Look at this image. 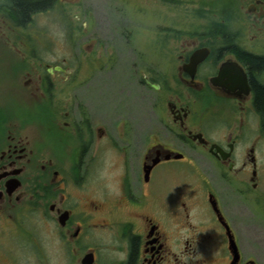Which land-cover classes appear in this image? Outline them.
<instances>
[{
  "label": "flooded vegetation",
  "instance_id": "flooded-vegetation-1",
  "mask_svg": "<svg viewBox=\"0 0 264 264\" xmlns=\"http://www.w3.org/2000/svg\"><path fill=\"white\" fill-rule=\"evenodd\" d=\"M85 1L0 0V264H264V0Z\"/></svg>",
  "mask_w": 264,
  "mask_h": 264
},
{
  "label": "rangeland",
  "instance_id": "rangeland-1",
  "mask_svg": "<svg viewBox=\"0 0 264 264\" xmlns=\"http://www.w3.org/2000/svg\"><path fill=\"white\" fill-rule=\"evenodd\" d=\"M110 4V3H109ZM104 5H108V2H106V0H86L85 2L82 3V6H88L90 9H92L94 11L93 13V17L92 20L94 22H97V11L100 7L104 6ZM94 6V8H93ZM64 11L61 7H57L55 9V11L50 12L48 15L45 16L44 20L50 23H55L58 22L59 20H61V18H67V19H72V16L66 12V16H60V12ZM51 27V26H50ZM59 25L56 24L54 28L51 27V31H54L55 33L57 32L58 35L61 37L62 40H57L52 46H50L52 49H48L47 46H44V50L42 49V47L38 48L39 46L37 45H31V48H34V50L32 49L31 51H34V53L40 55L41 57H43L45 60H43V63H55L58 62L57 60H60L63 56H68L69 58V63H70V67L71 68H77L78 64H79V59L77 57V54H81L82 51V42H84V39H74L71 41H67L63 38V36L60 34V29H59ZM34 28H29L27 30H24V34H28L31 35L34 30ZM4 31H7V36H14L15 35V31L11 30V29H7ZM0 37H4V33L1 31L0 29ZM17 48H19V51L17 50ZM23 50H20L19 45H15V44H9V43H5L2 40L0 41V74H6L9 76V83H11L12 79V73L14 71L23 69H27L30 68L31 66H33L32 60L28 59L26 57V60H22L20 59V52H22ZM50 53V55H46V52ZM71 55V56H69ZM123 62L120 63L119 68H128L127 63H125V65L122 64ZM30 66V67H29ZM77 66V67H76ZM138 92V95L140 94H145L144 92V88H137V85H135L133 87V90ZM14 92H0V100H8V101H15L17 100V98L14 95ZM78 95H81V93H79Z\"/></svg>",
  "mask_w": 264,
  "mask_h": 264
},
{
  "label": "trees",
  "instance_id": "trees-1",
  "mask_svg": "<svg viewBox=\"0 0 264 264\" xmlns=\"http://www.w3.org/2000/svg\"><path fill=\"white\" fill-rule=\"evenodd\" d=\"M17 8V16L19 19L26 18L30 12L36 9H42L48 3V0H12ZM260 63H255V66H259ZM258 104L264 112V91L258 93Z\"/></svg>",
  "mask_w": 264,
  "mask_h": 264
}]
</instances>
